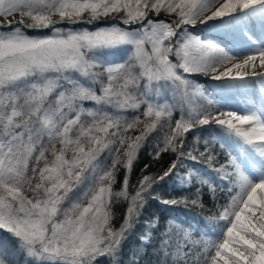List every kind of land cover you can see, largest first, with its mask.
<instances>
[{
    "label": "snow or ice",
    "instance_id": "1",
    "mask_svg": "<svg viewBox=\"0 0 264 264\" xmlns=\"http://www.w3.org/2000/svg\"><path fill=\"white\" fill-rule=\"evenodd\" d=\"M0 264H264V0H0Z\"/></svg>",
    "mask_w": 264,
    "mask_h": 264
},
{
    "label": "trees",
    "instance_id": "2",
    "mask_svg": "<svg viewBox=\"0 0 264 264\" xmlns=\"http://www.w3.org/2000/svg\"><path fill=\"white\" fill-rule=\"evenodd\" d=\"M186 146H197V145L193 144L192 139H191V134H189L188 140L186 141ZM198 146H199V150H201L203 144H200ZM151 152H152V147H150L149 143H148V144H146L145 150L141 151L140 158H139L138 162L136 163L135 170L132 173V176L130 178V187H129L130 192H132L134 190L132 188V184L136 179H138V177L140 175V169L145 164L148 165V172L159 171L168 165L169 157L167 155H163V156H161V158L159 160H156V159H153L152 156L149 154ZM122 175H123V171L118 173V180H119L120 176H122ZM119 187H120V185L118 183L116 185V188H119ZM161 194L163 196H165L166 198H172V197H178V196L192 197V196H194V189L183 190V189L176 188L173 184L169 183L161 189ZM217 196L222 197L223 193L218 192ZM203 199H204L205 205H207L208 207L212 206L213 202L209 199V193L206 190L203 192ZM124 210H125L124 204L118 205L115 209V212L117 213V215H116V218L114 220V224H116L117 226L119 225V223L123 219ZM147 212H148V214L157 213V214L161 215L162 217H167L170 214L168 209L162 207L161 205H159L155 202H153L151 204V206L147 209ZM186 213L187 214L190 213L192 215H198L200 213V210L198 208H192L190 210L182 209V210H179L178 213H176V214L178 215V218L184 219L183 216H185ZM134 244H135V237L133 236L128 241L126 251L128 249H130L131 247H133Z\"/></svg>",
    "mask_w": 264,
    "mask_h": 264
},
{
    "label": "rangeland",
    "instance_id": "3",
    "mask_svg": "<svg viewBox=\"0 0 264 264\" xmlns=\"http://www.w3.org/2000/svg\"><path fill=\"white\" fill-rule=\"evenodd\" d=\"M223 2H224V0H220V3H223ZM218 6H219V4H217V7ZM204 34H208V30L207 29H205ZM191 79L196 81V82H198L200 85L203 86V91L206 93L207 97L210 100L215 102L216 107H221L222 106V107H225V108H231L230 104L236 105V101L232 98V96L230 94H223V93H221L218 90L217 85H216L215 82L214 83H210L209 80H207L206 77H204L202 75H193V76H191ZM200 103H203V101H200ZM196 131H199V129H197ZM153 135H157V136L161 135V130L159 129V127L156 130H154V132L152 134H150V139H151V136H153ZM149 146L152 147L150 142H149ZM193 147H197V146H193ZM203 150H204V146H202V149L200 151H203ZM223 158L224 157L221 156V162L223 161ZM196 167H204V166L203 165H196ZM192 216H193L192 214H190V213L187 214L186 213V215L183 216V218L184 219L185 218H191Z\"/></svg>",
    "mask_w": 264,
    "mask_h": 264
},
{
    "label": "bare ground",
    "instance_id": "4",
    "mask_svg": "<svg viewBox=\"0 0 264 264\" xmlns=\"http://www.w3.org/2000/svg\"><path fill=\"white\" fill-rule=\"evenodd\" d=\"M198 27H201V26H200V25H197V28H198ZM255 30H256L257 34H259V25H258V24H257V27H256ZM208 34H209V33H208ZM211 35H219V33H215V32H213V33H211ZM192 79H193V78H192ZM206 79L209 80L210 83H214V82H212V81L210 80L209 77H206ZM198 81H199V80H198ZM226 100H227V99H226ZM226 102H227V101H226ZM230 105H231V108H232V109L236 108V105H233V104H230Z\"/></svg>",
    "mask_w": 264,
    "mask_h": 264
}]
</instances>
